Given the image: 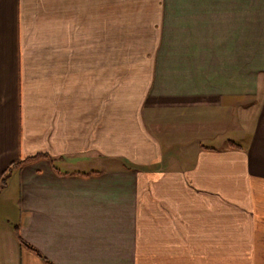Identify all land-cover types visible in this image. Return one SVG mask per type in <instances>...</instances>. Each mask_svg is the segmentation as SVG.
Returning <instances> with one entry per match:
<instances>
[{
    "label": "crops",
    "instance_id": "0c3cea01",
    "mask_svg": "<svg viewBox=\"0 0 264 264\" xmlns=\"http://www.w3.org/2000/svg\"><path fill=\"white\" fill-rule=\"evenodd\" d=\"M0 264H264V0H0Z\"/></svg>",
    "mask_w": 264,
    "mask_h": 264
},
{
    "label": "trees",
    "instance_id": "16d2710c",
    "mask_svg": "<svg viewBox=\"0 0 264 264\" xmlns=\"http://www.w3.org/2000/svg\"><path fill=\"white\" fill-rule=\"evenodd\" d=\"M5 182H6V181H5V179H4L3 182H2V187L5 186V184H6ZM21 243H22L24 246L28 247L30 250H33V251L37 252V250H35L33 247H31L30 245H28V244L25 243L24 241L21 240ZM37 253H38V252H37Z\"/></svg>",
    "mask_w": 264,
    "mask_h": 264
}]
</instances>
